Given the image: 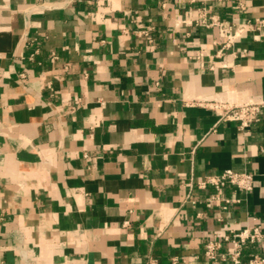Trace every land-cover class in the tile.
<instances>
[{
  "label": "crops",
  "instance_id": "obj_1",
  "mask_svg": "<svg viewBox=\"0 0 264 264\" xmlns=\"http://www.w3.org/2000/svg\"><path fill=\"white\" fill-rule=\"evenodd\" d=\"M202 7L264 18V0H0V264H209L208 238L264 229V106L241 131L190 104L264 102V39L217 55ZM227 169L252 189L198 186Z\"/></svg>",
  "mask_w": 264,
  "mask_h": 264
},
{
  "label": "built area",
  "instance_id": "obj_2",
  "mask_svg": "<svg viewBox=\"0 0 264 264\" xmlns=\"http://www.w3.org/2000/svg\"><path fill=\"white\" fill-rule=\"evenodd\" d=\"M200 1L205 4L207 0H190V3ZM221 1V0H217ZM200 19L196 20V25L217 28L218 39L214 44L220 48L216 54L220 55L223 50L232 49L233 43L240 38L245 32L258 31L264 39V18L255 19L253 22L232 23L221 20L217 15H211L207 21L206 13L209 8L202 7ZM231 51V50H230ZM232 55L234 52H230ZM212 67H210L211 69ZM203 108L212 110L218 115V122H235L238 128L243 131L259 120V114L264 106V102H245L237 105L222 104L219 102H208L206 100H196L190 102ZM253 176L247 172H236L231 169L224 170L221 174L207 177L200 182V188L212 187L216 191H220L226 186H231L236 190L248 192L253 187ZM217 199L216 195L206 199L207 205ZM264 241V229L261 226H247L239 231H231L226 235H215L210 237L204 243V255L210 260L209 264H216L218 257L227 260L229 264H264V257L259 254H250L245 260L242 259L243 251L249 244ZM230 243L231 251L218 255V251L222 243ZM154 260H150L148 264H154Z\"/></svg>",
  "mask_w": 264,
  "mask_h": 264
}]
</instances>
